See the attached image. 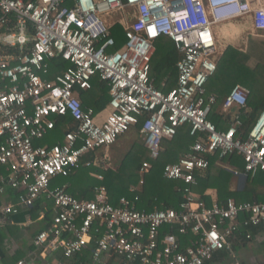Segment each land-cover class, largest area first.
I'll list each match as a JSON object with an SVG mask.
<instances>
[{"label":"built area","instance_id":"built-area-1","mask_svg":"<svg viewBox=\"0 0 264 264\" xmlns=\"http://www.w3.org/2000/svg\"><path fill=\"white\" fill-rule=\"evenodd\" d=\"M117 11V21L106 20ZM248 14L253 27L264 30L262 0H0V166L7 170L0 175V191L5 186L23 191L17 204L0 212L33 207L41 197L52 200V221L35 235L34 244L45 251L61 249L70 258L93 240L92 264H102L104 253L138 264H206L217 251L234 257L240 228L246 229L247 239L253 229L264 233V202L229 198L208 205L192 186L194 172L206 169L207 155L216 152L242 156L244 170L230 169L235 175L264 171V109L246 137L238 134L240 115L248 108L247 87L237 83L223 99V112L238 109L226 129L208 118L218 98L208 83L221 53L214 27ZM115 23L123 27L125 40L112 50L115 39L109 29ZM162 36L180 54L176 86L167 92L150 77L154 42ZM58 57L70 66L48 77V61ZM96 75L110 95L97 112L82 107L77 92L91 89ZM65 115L73 123L62 142L35 146L54 128L55 118ZM144 115L140 132L150 159L159 157L163 138L173 137L180 126L189 124L195 136L189 151L163 170L165 178L186 185L178 208L138 209L137 187L118 205L108 201L103 185L94 188L90 199L51 187L53 178L75 172L90 153L85 165L113 168L111 145ZM150 169L151 161L145 160L140 173ZM91 175L103 179L100 173ZM188 233L195 238L182 248L178 237Z\"/></svg>","mask_w":264,"mask_h":264},{"label":"trees","instance_id":"trees-1","mask_svg":"<svg viewBox=\"0 0 264 264\" xmlns=\"http://www.w3.org/2000/svg\"><path fill=\"white\" fill-rule=\"evenodd\" d=\"M109 30L111 36L115 39V46L112 48L114 50L124 43V29L120 24L115 23ZM154 45L155 52L151 60L150 77L153 79L156 88L167 92L176 86V63L180 54L178 55L174 43L166 36L157 39ZM248 59L246 54L233 47H228L222 55L219 54L217 56V73L229 77L230 80L227 85L225 84V88L208 114V118L217 128L226 129L230 124L231 117L238 109L234 107L228 112H223V99L232 86L237 83L244 85L249 89L250 94L247 101V112L240 115L242 126L238 128V134L243 135V137L247 136L256 117L264 109V62L255 68H250L246 65ZM69 66L70 63L61 57L51 59L48 61L46 74L48 77H54ZM163 80H166L167 83L165 87L161 86ZM108 90L106 82L96 75L92 79L91 89H77V92L82 107H92L97 112L107 106L110 100ZM208 91L211 92V89L208 88ZM145 117V115L141 116L138 124L120 135L116 142L111 145L113 147L126 133L132 132V137H125L128 141L136 136L135 140L130 142V147L121 156L114 152V161L112 157L113 168L104 170L91 165H85V162L93 157L92 153H90L83 157L75 172L68 176H56L53 178L50 184L51 187H63L67 193L75 197L90 199L93 197L94 188L103 185L107 190L108 201L113 205H118L119 199L123 196L127 198L132 197L133 192L130 188L137 187L139 200L136 207L138 209L151 211L155 207L163 209L178 208L179 204L183 201V189L186 185L180 180L165 178L163 170L166 164L177 162L183 153L189 151L190 146L194 143L195 136L190 134L189 124L180 126L173 137L163 138L161 143L162 151L159 157L150 159L147 149L143 145V134L141 133L142 137H139ZM72 123L73 119L69 115L56 117L54 128L43 138L35 140L34 145L50 146L62 142L67 127ZM207 157L209 158L208 167L202 171L194 172L196 184L192 186L201 195L206 204H211L210 197L205 194V191L208 189L216 191L219 203H225L230 197H233L236 202H264V192L261 193V189L259 188H264V171H258L255 175L247 174L246 186L243 191L232 192L229 187L232 178L235 176L230 169L237 168L240 171L244 170L242 156L237 155L235 152L220 156L219 152H216L213 155H207ZM145 160L151 161V169L148 173L141 174L140 167ZM92 172L100 173L103 179H96L91 175ZM141 180L143 182L140 184ZM13 190L17 192V199L23 193L21 189ZM49 201L54 206L53 201ZM240 229V235H244L246 229ZM162 230L166 232L169 228L165 227ZM194 238L195 236L192 233L179 235L178 237L182 248L191 244ZM93 246L94 244L90 245V247ZM90 247L84 248L76 254V256L78 255L76 264H91L89 254L92 248L90 249Z\"/></svg>","mask_w":264,"mask_h":264},{"label":"crops","instance_id":"crops-1","mask_svg":"<svg viewBox=\"0 0 264 264\" xmlns=\"http://www.w3.org/2000/svg\"><path fill=\"white\" fill-rule=\"evenodd\" d=\"M262 1L264 2V0ZM214 30L220 45L221 55L228 47H233L248 56L246 65L250 68H255L264 62V30H256L253 27L251 14L222 21L214 27ZM215 77L208 83V88L219 96L230 78L220 73H217ZM166 85V80H163L161 86L165 87ZM6 171L5 166L0 167V175H5ZM234 176L229 189L232 192L243 191L246 186L247 175L234 174ZM259 188L263 193L264 188ZM205 194L210 197L211 203L217 201V194L214 189L206 190ZM230 198L234 199L233 197ZM17 201V192L10 187L5 186L0 191V209L8 204H17ZM54 213L55 209L52 202L44 197L39 198L33 207L20 206L16 213L4 215L0 212V264H20L19 262H22L21 264H52L57 262L76 264L78 255L66 258L61 249L45 251L33 242L38 232L49 227ZM91 244H94L93 240L85 248H89ZM92 249L89 254L91 264ZM234 250V257L226 251L215 252L207 264H264V233L259 229H253L250 239L245 238L242 234L237 236L234 240ZM101 262L102 264H138L137 261L128 262L121 256L111 253H104Z\"/></svg>","mask_w":264,"mask_h":264},{"label":"rangeland","instance_id":"rangeland-1","mask_svg":"<svg viewBox=\"0 0 264 264\" xmlns=\"http://www.w3.org/2000/svg\"><path fill=\"white\" fill-rule=\"evenodd\" d=\"M106 20L107 21H109V22H111V21H117L118 20V18H119V12L117 11V12H114V13H111V14H108L106 17ZM132 132H129V133H126L124 136H122V138L121 139H119L118 141H117V143L113 146V147H111V149H110V154H111V156L113 157V161H114V152H116L119 156H121L125 151H127V149L130 147V142L131 141H133V140H135V137L136 136H134L132 139H130L129 141H128V139H126L125 137H127V136H130V137H132V134H131ZM128 134V135H127ZM141 135V136H140ZM139 137H142V134H141V132H140V134H139ZM128 138V137H127ZM126 139V140H125ZM143 140V139H142Z\"/></svg>","mask_w":264,"mask_h":264}]
</instances>
